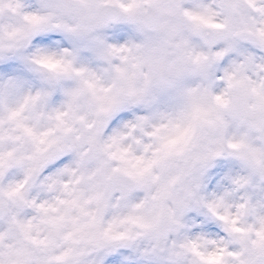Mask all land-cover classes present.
I'll list each match as a JSON object with an SVG mask.
<instances>
[{
  "label": "clouds",
  "instance_id": "9594fccd",
  "mask_svg": "<svg viewBox=\"0 0 264 264\" xmlns=\"http://www.w3.org/2000/svg\"><path fill=\"white\" fill-rule=\"evenodd\" d=\"M0 264H264V0H0Z\"/></svg>",
  "mask_w": 264,
  "mask_h": 264
}]
</instances>
